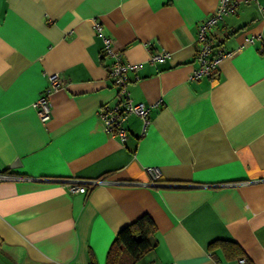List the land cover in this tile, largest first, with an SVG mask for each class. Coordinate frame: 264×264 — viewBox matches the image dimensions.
<instances>
[{
	"label": "crops",
	"instance_id": "1",
	"mask_svg": "<svg viewBox=\"0 0 264 264\" xmlns=\"http://www.w3.org/2000/svg\"><path fill=\"white\" fill-rule=\"evenodd\" d=\"M218 1L0 0V173L14 176L0 179V264H106L145 214L154 247L136 264H264V13L240 0L210 31L231 55L195 80L198 24ZM103 37L137 65L130 101L149 107L123 140L100 116L124 103ZM53 73L43 121L33 104ZM72 179L99 182L82 194Z\"/></svg>",
	"mask_w": 264,
	"mask_h": 264
},
{
	"label": "built area",
	"instance_id": "2",
	"mask_svg": "<svg viewBox=\"0 0 264 264\" xmlns=\"http://www.w3.org/2000/svg\"><path fill=\"white\" fill-rule=\"evenodd\" d=\"M250 1V0H244ZM257 5L259 10L264 13V5H260L258 0H252ZM240 0H219L213 12L198 24L197 41L198 49L195 57L199 62V67L193 70L192 78L197 80L202 76H211L217 71V66L221 59L230 56L231 51L214 44L210 31L222 20L225 16L236 13ZM99 29V26H95ZM252 36L245 37L244 41L248 42ZM104 46L102 53L112 58L111 66L108 69V78H110L117 89V94L124 96V103L122 105L116 104L113 106H105L100 111V116L104 121L106 130L115 133L120 139H125L126 129L123 122L130 113L137 114L143 118L144 125L147 124V113L149 107L143 103H132L128 93V72L137 68L136 64L127 63L123 60L121 52L114 47L113 41L110 37H103ZM168 56L167 52L154 53L150 55L151 61H162ZM61 86V80L57 73L48 76V84L41 96L34 102L33 106L40 116L41 120H47L51 114L50 95L53 91ZM150 175V180L147 185L156 186L159 183V169L155 166L147 167ZM14 178L9 174L0 173V179ZM16 178V177H15ZM56 181H62L58 179ZM99 180H70L69 189L73 192L82 194L88 193ZM128 184H138L137 182H122ZM240 264L245 263V259H239ZM173 264V263H164Z\"/></svg>",
	"mask_w": 264,
	"mask_h": 264
},
{
	"label": "trees",
	"instance_id": "3",
	"mask_svg": "<svg viewBox=\"0 0 264 264\" xmlns=\"http://www.w3.org/2000/svg\"><path fill=\"white\" fill-rule=\"evenodd\" d=\"M155 232L156 226L147 214L124 226L116 234L107 250L106 264H136L154 247L152 237ZM213 243L229 244L225 241ZM230 245L235 246L238 250L235 243H230ZM239 254L241 255L238 252Z\"/></svg>",
	"mask_w": 264,
	"mask_h": 264
}]
</instances>
